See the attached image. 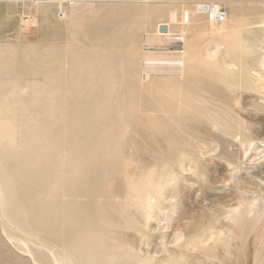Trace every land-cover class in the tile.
<instances>
[{"label":"rangeland","instance_id":"374dc122","mask_svg":"<svg viewBox=\"0 0 264 264\" xmlns=\"http://www.w3.org/2000/svg\"><path fill=\"white\" fill-rule=\"evenodd\" d=\"M0 240L16 264H264V0H0Z\"/></svg>","mask_w":264,"mask_h":264},{"label":"built area","instance_id":"2783aa9c","mask_svg":"<svg viewBox=\"0 0 264 264\" xmlns=\"http://www.w3.org/2000/svg\"><path fill=\"white\" fill-rule=\"evenodd\" d=\"M61 2L65 0H59ZM198 11L204 14L208 21L215 24H223L228 18L226 9L219 4L215 3H203L198 5Z\"/></svg>","mask_w":264,"mask_h":264},{"label":"bare ground","instance_id":"6f19581e","mask_svg":"<svg viewBox=\"0 0 264 264\" xmlns=\"http://www.w3.org/2000/svg\"><path fill=\"white\" fill-rule=\"evenodd\" d=\"M37 229H41V228L37 227ZM54 238H55V242L56 241L58 242L59 237L58 236H55ZM2 245H3V243L0 240V264H16L17 263L16 256H14L10 252L4 251ZM78 255H79V253H78ZM74 256L75 255H74V252H73V256H72V258H73V264H80L81 263L80 261H77V260H76L77 262L74 261ZM3 258L6 259L8 261V263H2Z\"/></svg>","mask_w":264,"mask_h":264},{"label":"water","instance_id":"95a60500","mask_svg":"<svg viewBox=\"0 0 264 264\" xmlns=\"http://www.w3.org/2000/svg\"><path fill=\"white\" fill-rule=\"evenodd\" d=\"M159 32L161 33V34H168L169 33V26H167V25H160L159 26Z\"/></svg>","mask_w":264,"mask_h":264}]
</instances>
